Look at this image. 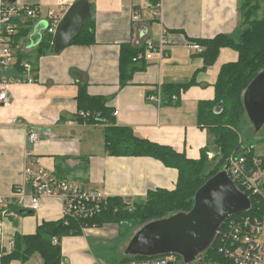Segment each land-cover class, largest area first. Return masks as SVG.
<instances>
[{
  "label": "crops",
  "instance_id": "0c3cea01",
  "mask_svg": "<svg viewBox=\"0 0 264 264\" xmlns=\"http://www.w3.org/2000/svg\"><path fill=\"white\" fill-rule=\"evenodd\" d=\"M56 1L12 3L33 5L39 12L26 22L16 21L13 39L22 30L28 29L29 33L17 39L15 62L3 72L11 84L9 103L0 105V196H10L16 186L24 183L23 170L29 164L58 179L100 190L109 198H120L130 204L142 201L149 191L175 188L177 170L160 161L107 153L106 125L87 124L77 117L76 96L81 86L86 87L89 96L105 100L114 126L130 128L136 136L170 147L188 159L199 160L201 152L209 150L207 156L213 160L217 150L208 130L198 124V105L214 100L219 71L224 64L235 62L237 53L221 49L215 62L204 69L199 54L189 45L191 40L219 35L238 42L243 31L242 0H161L159 19L151 18L146 7L149 0H87L94 23V43L70 44L61 52L39 57L35 83H22L28 74L15 64L20 55L28 58L34 54L46 35L47 14L57 8ZM65 1L69 8L78 0ZM134 11L139 13L137 21L132 18ZM162 33L167 39L163 57L154 53L151 60L134 64L138 69L122 84L121 46L143 48L147 41L158 43ZM166 85L188 87L175 94L178 98L175 104L162 96L160 102L146 100V96ZM26 128L39 133L36 144L28 142ZM62 218L60 200L45 198L37 211H22L20 220L8 221L5 235L6 238L33 235L42 223ZM120 236L119 226L111 223L87 228L79 236L64 237L60 241L62 264H103L93 253L92 244L105 246Z\"/></svg>",
  "mask_w": 264,
  "mask_h": 264
},
{
  "label": "trees",
  "instance_id": "16d2710c",
  "mask_svg": "<svg viewBox=\"0 0 264 264\" xmlns=\"http://www.w3.org/2000/svg\"><path fill=\"white\" fill-rule=\"evenodd\" d=\"M149 1L152 4L157 2V0ZM262 2L264 0H242L240 18L243 31L238 42H234L226 35L190 41V44H197L203 48L199 57L203 61L204 69L215 62L221 49L229 48L237 53V60L224 64L219 71L214 85V100L201 102L198 105V124L208 130L212 144L217 150L213 160H209L207 156L209 150L202 151L199 160L188 159L183 153H178L170 147L158 145L136 136L130 128L114 126L110 120L111 109L106 106L105 100L89 96L86 87L81 86L78 88L76 96L77 117L87 124L106 125L104 147L107 153L114 157H147L158 160L165 167L177 170L176 186L171 191L163 189L149 191L142 201L134 204L120 198L108 197L101 213L87 222L74 218L44 222L38 226L33 235H16L14 250L2 258V264H7L12 260L24 263L34 254L41 257L43 264H62L60 241L64 237L82 235L83 226L100 228L113 223L120 228L121 225L134 224L138 229L148 222L177 213H186L192 208L195 192L208 179L220 172L225 166L226 159L239 150L238 126L246 117L243 95L249 84L259 73L264 71V9L261 6ZM28 33V29L18 32L13 40L14 46L18 38H23ZM52 39L50 35H44L35 48L34 54L27 56L28 58L20 55L15 65L22 68L21 64L24 61L29 62L35 79L38 58L48 53H55L51 44ZM92 43H94V23L88 19L78 37L71 44L91 45ZM143 52L144 47L134 48L129 44L121 46L119 67L122 84H126L133 71L138 69L134 65L137 63L133 62V59ZM187 87L188 85L163 86L160 89L161 96L171 103V97ZM218 106H220L219 109H217ZM250 199L254 204L253 198L250 197ZM129 208L131 211L128 210ZM53 239H56V243H53ZM214 247L215 242L201 256L203 260L215 264H229L214 253ZM146 259L151 258L124 255L122 264Z\"/></svg>",
  "mask_w": 264,
  "mask_h": 264
},
{
  "label": "built area",
  "instance_id": "2783aa9c",
  "mask_svg": "<svg viewBox=\"0 0 264 264\" xmlns=\"http://www.w3.org/2000/svg\"><path fill=\"white\" fill-rule=\"evenodd\" d=\"M66 5L65 0H57V8L48 12L46 35L54 37L57 26L68 9ZM146 7L150 10L152 19L161 17V0H157L155 4L148 1ZM38 12L39 9L33 5H12L0 0V105L9 103L11 80L4 77L3 72L9 70L15 62L13 37L17 32L16 21L26 22L35 18ZM132 18L134 21L139 20V13L134 11ZM166 42L164 33L158 43L147 41L144 52L134 58L133 62L149 61L154 53L163 57ZM51 44L53 45V39ZM189 47L197 54L203 51L197 44H190ZM21 67L28 74L21 82L35 83L31 64L25 61ZM146 100L160 102V90L146 96ZM177 100V96L171 97V103L174 104ZM26 134L29 143L36 144L39 141L37 131L26 128ZM254 150L253 146H249L240 153H232L223 168L238 190L254 200L253 204L250 199L249 211L229 217L215 235L214 253L229 264H264V157L256 155ZM23 176L24 183L16 186L10 196H0V264L3 257L13 252L15 244L14 238H6L5 225L8 221L20 220L22 211L35 212L43 199L54 197L62 204L63 219L74 218L87 222L101 213L108 199L100 190L58 179L35 164L25 166ZM128 210L131 211L130 208ZM93 227L83 226L82 230ZM53 243H56V239H53ZM179 260L183 263L178 256L166 255L127 264H177ZM190 264L215 263L206 262L200 256Z\"/></svg>",
  "mask_w": 264,
  "mask_h": 264
},
{
  "label": "water",
  "instance_id": "95a60500",
  "mask_svg": "<svg viewBox=\"0 0 264 264\" xmlns=\"http://www.w3.org/2000/svg\"><path fill=\"white\" fill-rule=\"evenodd\" d=\"M15 1L6 0L8 4ZM90 17L87 0H78L70 5L53 37L54 52L68 47ZM243 105L255 130H260L264 124V71L245 90ZM250 207V199L238 190L222 169L195 192L188 212L144 224L131 236L123 254L144 258L175 255L184 264H190L211 247L225 220L249 211Z\"/></svg>",
  "mask_w": 264,
  "mask_h": 264
},
{
  "label": "rangeland",
  "instance_id": "374dc122",
  "mask_svg": "<svg viewBox=\"0 0 264 264\" xmlns=\"http://www.w3.org/2000/svg\"><path fill=\"white\" fill-rule=\"evenodd\" d=\"M262 8L264 9V2L261 3ZM260 16V14H258ZM238 136L240 141V147L238 153L242 149L249 146L254 147V153L259 156L264 157V124L260 130L256 131L248 117H244L242 122L238 126ZM207 171V169H206ZM139 229V228H138ZM137 230L136 225H121L120 227V237L115 238L112 241L106 242V245H97L96 243L92 244L93 253L97 258L101 260L103 264H122L123 252L121 249L127 240V238ZM41 264V259L37 255L31 256V258L21 263L19 260H12L7 264ZM177 264H183L180 260Z\"/></svg>",
  "mask_w": 264,
  "mask_h": 264
}]
</instances>
